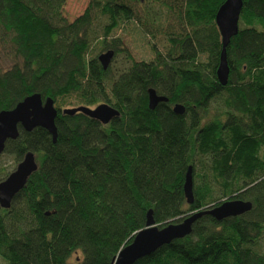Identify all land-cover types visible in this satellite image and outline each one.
Returning <instances> with one entry per match:
<instances>
[{
    "label": "trees",
    "instance_id": "obj_1",
    "mask_svg": "<svg viewBox=\"0 0 264 264\" xmlns=\"http://www.w3.org/2000/svg\"><path fill=\"white\" fill-rule=\"evenodd\" d=\"M224 1L172 0L167 50L153 45L154 59L137 61L120 38L108 37L132 20L153 35L157 12L137 10L149 0H90L72 22L62 12L66 0H0V31L18 58L0 68V111L33 93L52 97L59 111L56 142L45 128L19 126L6 143L16 164L33 151L39 166L11 207L0 206L4 264H114L150 209L164 226L221 197L253 206L222 221L204 215L190 235L135 264H264V0H243L227 46L226 85L216 75L222 39L215 18ZM97 11L107 18L100 39ZM95 42L101 53L113 49L114 59L126 52L127 67L104 69L92 54ZM150 88L168 101L151 109ZM72 102H106L120 115L102 124L64 114ZM176 103L184 114L174 112ZM191 165L195 200L188 204ZM9 174L0 170V181Z\"/></svg>",
    "mask_w": 264,
    "mask_h": 264
},
{
    "label": "water",
    "instance_id": "obj_2",
    "mask_svg": "<svg viewBox=\"0 0 264 264\" xmlns=\"http://www.w3.org/2000/svg\"><path fill=\"white\" fill-rule=\"evenodd\" d=\"M144 1V0H140ZM243 8V0H225L216 13V25L222 39V51L217 69V77L222 85L229 79L230 66L227 59V46L231 38L239 31V19ZM115 51L108 49L98 55L104 69L113 62ZM149 107L154 109L160 102H167L168 97L160 95L154 88L148 90ZM173 110L177 114H184L186 108L181 103H176ZM64 114L84 113L91 118L108 124L120 115V111L109 103L103 102L95 107L80 105L62 110ZM58 109L52 97L43 98L40 93H33L18 102L13 108L0 111V155L4 152L6 143L10 139H17L19 126L25 131H32L36 127L45 128L56 142L58 128L56 118ZM35 152L28 151L15 169L0 181V206L9 209L14 197L25 187L29 177L38 169ZM184 193L188 204L195 200L193 166H189L184 182ZM250 200L228 199L219 204L206 206L195 211L179 222H169L164 226L156 224L153 210L147 213L144 228L137 231L132 240L125 244L114 258V264H135L139 259L151 255L164 245L173 240L190 235L194 223L204 215H211L218 221L225 218L242 215L252 209Z\"/></svg>",
    "mask_w": 264,
    "mask_h": 264
},
{
    "label": "rangeland",
    "instance_id": "obj_3",
    "mask_svg": "<svg viewBox=\"0 0 264 264\" xmlns=\"http://www.w3.org/2000/svg\"><path fill=\"white\" fill-rule=\"evenodd\" d=\"M171 1L172 0H157L156 2V0H149L146 6H141L140 4L137 6L138 13L143 14L144 9H154L157 12V24L151 27L153 35H150L139 22L132 20L125 23H120L119 27L115 28L112 34L108 37V40L112 38H120L123 41L124 47L128 50L131 58L134 60H153L155 57L153 45H155L159 51L165 52L168 48V33L174 29V24H172V15L168 8ZM89 2L90 0H66V3L62 9L65 19H67L69 22L75 20L84 12ZM162 2H164L165 5ZM106 23L107 18L105 15L97 11L95 13L94 29L95 34L99 37V39L103 38V31ZM9 37L10 36H7L2 31H0V68H2V70L10 68L18 60L14 54ZM92 50L93 55H99L101 53L96 42L92 47ZM126 54V52L120 53L118 57L112 62V67L115 72L121 71L129 64L130 61H128V59L125 57ZM66 101L71 102L70 98L66 99ZM72 103H74V106H79L76 104V102ZM215 106H217V104L214 103L213 107ZM64 107L68 108L67 105ZM90 107H95V105ZM16 166L17 164L14 162L12 155L5 152L0 155V170L3 173L12 172ZM224 200L228 199L224 197L219 199V201ZM259 250L264 254V234L260 242ZM79 256H81V254H79ZM75 259L76 255H73L71 260L74 261ZM0 264H4V261L1 257Z\"/></svg>",
    "mask_w": 264,
    "mask_h": 264
},
{
    "label": "bare ground",
    "instance_id": "obj_4",
    "mask_svg": "<svg viewBox=\"0 0 264 264\" xmlns=\"http://www.w3.org/2000/svg\"><path fill=\"white\" fill-rule=\"evenodd\" d=\"M112 20H113V18H112ZM114 22H115V20H114ZM115 25H116V23H115ZM118 25V24H117ZM98 58V57H97ZM218 68V67H217ZM216 75H217V73H216Z\"/></svg>",
    "mask_w": 264,
    "mask_h": 264
}]
</instances>
